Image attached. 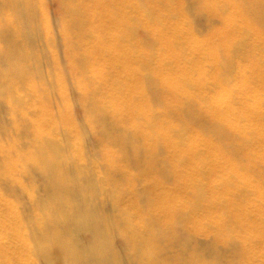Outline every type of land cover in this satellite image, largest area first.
Wrapping results in <instances>:
<instances>
[{"label": "bare ground", "instance_id": "obj_1", "mask_svg": "<svg viewBox=\"0 0 264 264\" xmlns=\"http://www.w3.org/2000/svg\"><path fill=\"white\" fill-rule=\"evenodd\" d=\"M0 264H264V0H0Z\"/></svg>", "mask_w": 264, "mask_h": 264}, {"label": "rangeland", "instance_id": "obj_2", "mask_svg": "<svg viewBox=\"0 0 264 264\" xmlns=\"http://www.w3.org/2000/svg\"><path fill=\"white\" fill-rule=\"evenodd\" d=\"M49 8L51 9V10H54L53 8H54V5L53 4H50L49 5ZM53 15H55L56 16V12H54L53 11ZM249 165V164H248ZM253 165V164H252ZM255 179H257V178H255Z\"/></svg>", "mask_w": 264, "mask_h": 264}]
</instances>
